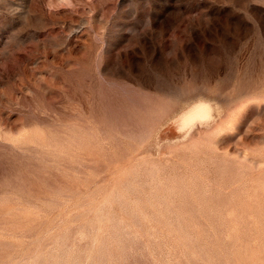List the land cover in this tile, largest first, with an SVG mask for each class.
<instances>
[{
    "label": "rangeland",
    "instance_id": "1",
    "mask_svg": "<svg viewBox=\"0 0 264 264\" xmlns=\"http://www.w3.org/2000/svg\"><path fill=\"white\" fill-rule=\"evenodd\" d=\"M0 264H264V0H0Z\"/></svg>",
    "mask_w": 264,
    "mask_h": 264
},
{
    "label": "bare ground",
    "instance_id": "2",
    "mask_svg": "<svg viewBox=\"0 0 264 264\" xmlns=\"http://www.w3.org/2000/svg\"><path fill=\"white\" fill-rule=\"evenodd\" d=\"M201 106V105H200ZM202 109V108H201ZM199 110V109H198ZM196 112V111H195ZM200 113V112H199Z\"/></svg>",
    "mask_w": 264,
    "mask_h": 264
}]
</instances>
